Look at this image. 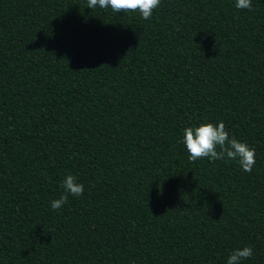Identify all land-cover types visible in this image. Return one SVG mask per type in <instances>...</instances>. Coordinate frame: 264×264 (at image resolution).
<instances>
[{"label":"trees","instance_id":"16d2710c","mask_svg":"<svg viewBox=\"0 0 264 264\" xmlns=\"http://www.w3.org/2000/svg\"><path fill=\"white\" fill-rule=\"evenodd\" d=\"M0 0V264H264V0ZM223 121L255 149L192 162ZM84 186L58 210L67 175Z\"/></svg>","mask_w":264,"mask_h":264},{"label":"clouds","instance_id":"9594fccd","mask_svg":"<svg viewBox=\"0 0 264 264\" xmlns=\"http://www.w3.org/2000/svg\"><path fill=\"white\" fill-rule=\"evenodd\" d=\"M252 0H236L237 9L252 10ZM161 6V0H87V8L111 9L114 13L138 12L140 16L149 20L153 12ZM185 145L188 159L192 162L207 158L215 162L236 161L242 170L251 172L255 165V149L247 143L238 141L234 136L230 137L223 121L218 124L201 123L199 126H189L183 130V138L180 141ZM61 187L64 194L51 202V208L55 211L67 203L69 195L79 197L83 195L84 186L76 182L74 175H67ZM253 256L251 246L234 250L228 257L227 264H242Z\"/></svg>","mask_w":264,"mask_h":264}]
</instances>
